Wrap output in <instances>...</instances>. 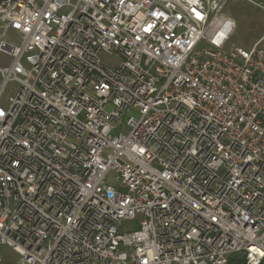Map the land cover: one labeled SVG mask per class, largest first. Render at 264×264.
Returning a JSON list of instances; mask_svg holds the SVG:
<instances>
[{"label": "built area", "instance_id": "1", "mask_svg": "<svg viewBox=\"0 0 264 264\" xmlns=\"http://www.w3.org/2000/svg\"><path fill=\"white\" fill-rule=\"evenodd\" d=\"M229 1L0 0V243L21 264H261L264 35L232 44Z\"/></svg>", "mask_w": 264, "mask_h": 264}, {"label": "rangeland", "instance_id": "2", "mask_svg": "<svg viewBox=\"0 0 264 264\" xmlns=\"http://www.w3.org/2000/svg\"><path fill=\"white\" fill-rule=\"evenodd\" d=\"M260 0H230L226 6V13L236 20V28L233 32L231 43L243 47H250L262 35H264V9H261L254 2ZM11 37H14L11 34ZM101 61L105 66L115 68L121 62V57L116 53H100ZM12 57L0 50V66L10 64ZM10 88L5 94H10ZM115 171L108 176L109 182H114ZM19 254L8 245L0 243V264H21Z\"/></svg>", "mask_w": 264, "mask_h": 264}, {"label": "trees", "instance_id": "3", "mask_svg": "<svg viewBox=\"0 0 264 264\" xmlns=\"http://www.w3.org/2000/svg\"><path fill=\"white\" fill-rule=\"evenodd\" d=\"M228 264H247V263L245 256L241 253H237L230 256ZM261 264H264V260L261 262Z\"/></svg>", "mask_w": 264, "mask_h": 264}]
</instances>
